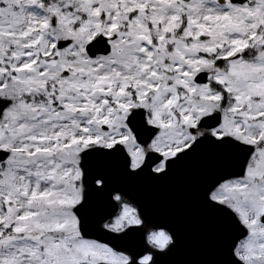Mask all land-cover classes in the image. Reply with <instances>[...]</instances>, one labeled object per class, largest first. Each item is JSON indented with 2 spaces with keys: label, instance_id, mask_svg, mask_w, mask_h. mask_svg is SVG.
I'll use <instances>...</instances> for the list:
<instances>
[{
  "label": "snow or ice",
  "instance_id": "6c2138e0",
  "mask_svg": "<svg viewBox=\"0 0 264 264\" xmlns=\"http://www.w3.org/2000/svg\"><path fill=\"white\" fill-rule=\"evenodd\" d=\"M205 149L222 264H264V0H0V264H159L177 232L114 172Z\"/></svg>",
  "mask_w": 264,
  "mask_h": 264
},
{
  "label": "water",
  "instance_id": "95a60500",
  "mask_svg": "<svg viewBox=\"0 0 264 264\" xmlns=\"http://www.w3.org/2000/svg\"><path fill=\"white\" fill-rule=\"evenodd\" d=\"M220 163L205 149L161 182L148 178L129 181L118 171L114 172V178L141 200L153 221L168 224L177 232L178 247L161 256L159 264H222L226 259L221 221L203 205L201 198L203 184L211 179ZM171 203L178 204L182 210L175 215H165L164 209H169ZM134 243L139 247L143 241L137 236Z\"/></svg>",
  "mask_w": 264,
  "mask_h": 264
},
{
  "label": "flooded vegetation",
  "instance_id": "af4514ba",
  "mask_svg": "<svg viewBox=\"0 0 264 264\" xmlns=\"http://www.w3.org/2000/svg\"><path fill=\"white\" fill-rule=\"evenodd\" d=\"M168 193H169L168 196H171L170 190H168ZM181 210H182V207H180V206H178L176 204H174V205L170 204L169 205V209L168 208L167 209H164V213H165V215H167V213H169L171 215H175L178 212H180Z\"/></svg>",
  "mask_w": 264,
  "mask_h": 264
}]
</instances>
